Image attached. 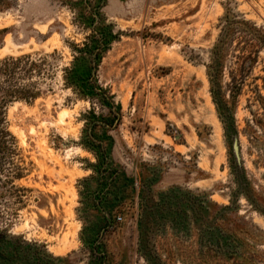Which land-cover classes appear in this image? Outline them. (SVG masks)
<instances>
[{"label":"rangeland","instance_id":"1","mask_svg":"<svg viewBox=\"0 0 264 264\" xmlns=\"http://www.w3.org/2000/svg\"><path fill=\"white\" fill-rule=\"evenodd\" d=\"M233 15L264 34V0H0V264H264V49L234 141L207 73ZM105 26L112 126L64 79Z\"/></svg>","mask_w":264,"mask_h":264},{"label":"trees","instance_id":"2","mask_svg":"<svg viewBox=\"0 0 264 264\" xmlns=\"http://www.w3.org/2000/svg\"><path fill=\"white\" fill-rule=\"evenodd\" d=\"M223 31L215 47L211 51L210 61L207 64V73L211 83V92L214 101L218 107L221 118L225 127L231 135L232 141L238 136V130L235 126L231 110L226 98V89L229 90L231 98H237L241 86L252 70L261 49H264V34L261 28H258L255 23L247 20L242 15L226 16L223 23ZM114 40L113 35L106 26L103 29L97 30L91 41H85L81 45L75 46L74 58L71 64L65 68L64 79L66 86L73 89L75 93L81 98L98 100L105 105L114 116L112 121L99 120L96 116L97 122H103L106 125L112 126L118 115H120V108L115 106L112 95L105 90L97 80L98 67L109 49V45ZM225 44V48H224ZM236 52L233 54V62L230 66L229 76L230 82L224 83L225 70L227 67V58L231 47H235ZM229 47V48H228ZM226 50H224V49ZM228 48V50H227ZM232 49V48H231ZM25 57H18L16 59L10 58L14 66H18L21 60ZM18 98H26V96H18ZM258 100L263 101L264 97L258 94ZM254 124L261 125L263 121L254 114ZM251 125V124H250ZM98 149V150H97ZM95 153L98 162L94 168L99 173H104L106 169L107 154L97 148ZM237 162V160H236ZM240 166L237 162V169ZM241 179V178H239Z\"/></svg>","mask_w":264,"mask_h":264},{"label":"water","instance_id":"3","mask_svg":"<svg viewBox=\"0 0 264 264\" xmlns=\"http://www.w3.org/2000/svg\"><path fill=\"white\" fill-rule=\"evenodd\" d=\"M234 149H235V152L239 155V145H238L237 140H235V142H234Z\"/></svg>","mask_w":264,"mask_h":264}]
</instances>
